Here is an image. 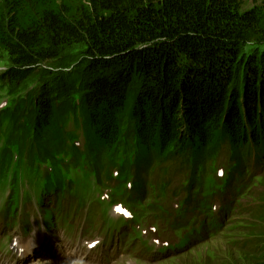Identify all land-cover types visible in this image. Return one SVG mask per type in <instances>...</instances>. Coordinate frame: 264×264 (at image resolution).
Returning <instances> with one entry per match:
<instances>
[{"label":"trees","instance_id":"obj_1","mask_svg":"<svg viewBox=\"0 0 264 264\" xmlns=\"http://www.w3.org/2000/svg\"><path fill=\"white\" fill-rule=\"evenodd\" d=\"M250 42L264 45V0H0V97L14 110L4 132L23 141L29 123L52 140L72 111L110 165L127 131L139 163L172 144L234 152L247 137L264 154V52L245 55ZM73 51L83 68L17 90ZM248 264H264V245Z\"/></svg>","mask_w":264,"mask_h":264},{"label":"rangeland","instance_id":"obj_2","mask_svg":"<svg viewBox=\"0 0 264 264\" xmlns=\"http://www.w3.org/2000/svg\"><path fill=\"white\" fill-rule=\"evenodd\" d=\"M254 2H247L243 9H251L252 6H255ZM242 51L245 55L247 54H255L257 52H264V45L259 44L257 42L246 43L242 47ZM82 56L78 51H73L63 57L61 60L53 61L48 64L40 65L38 71L33 79L34 85L37 83H42L45 81H52L57 79L58 76L64 75L67 72H70L73 68L79 69L82 64ZM264 61V59H263ZM83 68V66H82ZM33 90L34 89H30ZM218 169H222L220 166ZM11 170V164L9 161H6V165L4 170L0 173V178L9 177L8 172ZM264 174V173H263ZM262 174V175H263ZM262 175L255 180L253 189L251 190L252 199L261 204L260 210L247 217L244 221V224H248L250 226H261L264 229V178L262 180ZM40 180L35 178H27V179H17L16 185L20 187L23 185H28V188H25V192L28 190L35 191L37 189L38 182ZM251 202V197H248L243 204H247ZM241 234L240 223L233 226L222 238L220 241H213L202 245L195 250L188 252L182 255L179 258L166 261L162 264H248L251 257L249 253L244 252L240 254L234 250L229 249L233 242L239 237ZM256 237H261V232L250 234ZM43 264H59V261L50 260ZM143 264V263H142Z\"/></svg>","mask_w":264,"mask_h":264},{"label":"bare ground","instance_id":"obj_3","mask_svg":"<svg viewBox=\"0 0 264 264\" xmlns=\"http://www.w3.org/2000/svg\"><path fill=\"white\" fill-rule=\"evenodd\" d=\"M120 131H121V130H120ZM48 179H49V181H52L51 178H48ZM238 179H239V178H238L237 176H233V177L229 178L228 181L237 182ZM239 180H241V179H239ZM238 182H240V181H238ZM57 227H58V226H57ZM42 231H45V233H47V229H46V228H43ZM47 234H48V233H47ZM30 250H31V249H29V250L25 253L23 259H26V258L28 257L27 254H28V252H29ZM158 251H159V250H158ZM34 255H37L36 252H34ZM39 259H40V258H38V257L35 258V260H39Z\"/></svg>","mask_w":264,"mask_h":264}]
</instances>
